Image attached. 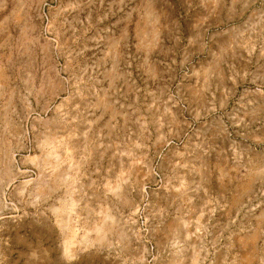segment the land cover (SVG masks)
Returning a JSON list of instances; mask_svg holds the SVG:
<instances>
[{
    "label": "rangeland",
    "instance_id": "rangeland-1",
    "mask_svg": "<svg viewBox=\"0 0 264 264\" xmlns=\"http://www.w3.org/2000/svg\"><path fill=\"white\" fill-rule=\"evenodd\" d=\"M0 264H264V0H0Z\"/></svg>",
    "mask_w": 264,
    "mask_h": 264
},
{
    "label": "bare ground",
    "instance_id": "bare-ground-1",
    "mask_svg": "<svg viewBox=\"0 0 264 264\" xmlns=\"http://www.w3.org/2000/svg\"><path fill=\"white\" fill-rule=\"evenodd\" d=\"M70 204H72V203L70 202ZM73 245H74V235L72 234L69 238H67V240L65 242L64 254L66 255V257H70L72 255Z\"/></svg>",
    "mask_w": 264,
    "mask_h": 264
}]
</instances>
